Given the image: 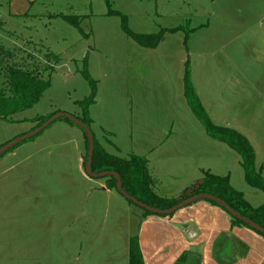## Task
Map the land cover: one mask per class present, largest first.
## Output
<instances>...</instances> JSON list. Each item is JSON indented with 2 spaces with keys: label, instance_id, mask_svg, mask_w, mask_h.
<instances>
[{
  "label": "rangeland",
  "instance_id": "1",
  "mask_svg": "<svg viewBox=\"0 0 264 264\" xmlns=\"http://www.w3.org/2000/svg\"><path fill=\"white\" fill-rule=\"evenodd\" d=\"M7 1L0 0V21L15 35L2 33L13 56L0 54V88L8 62L30 66L51 86L32 107L0 118V144L32 131L41 116L82 117L80 102L93 94V80L95 139L113 155L151 160L169 198L195 187L204 171L232 169L236 187L239 175L247 184L239 154L211 139L193 112L185 77L189 59L212 121L248 132L264 158V81H256L264 77V41L245 30L264 24L259 0L46 2L51 12L79 17L81 29L59 16L11 22ZM161 30L157 45L144 42ZM87 154L84 129L61 118L0 158V264H129L144 211L109 190L105 177L90 176ZM166 159L179 167L177 179L168 176ZM202 163L210 167L195 170Z\"/></svg>",
  "mask_w": 264,
  "mask_h": 264
},
{
  "label": "trees",
  "instance_id": "2",
  "mask_svg": "<svg viewBox=\"0 0 264 264\" xmlns=\"http://www.w3.org/2000/svg\"><path fill=\"white\" fill-rule=\"evenodd\" d=\"M60 15L69 24L73 25L77 29H81L79 17L73 15ZM169 31L173 32L176 30ZM165 33V30H161L158 34L145 37L143 40L146 44L155 46L163 40ZM188 37L189 35L187 34V39ZM3 52H5V49L0 46V54H2ZM189 61L190 60L188 59L186 62L185 95L191 108L193 109V112L201 120L208 135L211 138L225 142L239 154V156L241 157L242 166L245 170V178L247 183L254 188L264 190V176L261 171L257 169L256 153L252 143L250 142L248 137L245 134L241 133L239 130L231 127L220 126L212 121L211 117L206 113L204 106L201 103L200 97L196 91V88L193 85ZM1 65L2 64L0 63V66ZM3 75L6 85V87L4 86L0 88V118L3 119H8L15 113L23 111L35 105L46 92V90L51 86L50 79L41 77V73L31 68L30 66H24L19 63H7L5 66H3ZM90 83L93 87V94L84 101L80 102L83 106V116L76 118L82 120L84 123L91 127L92 120L89 115V106L95 102L97 88L93 80H90ZM55 114L56 113L39 117L36 120L37 126L33 130L40 127ZM63 119L67 120L71 124H75L68 118ZM85 138L88 147L87 157H89L90 142L86 131ZM11 141L12 140L0 144V148ZM17 146H19V144L5 152L2 156H4L6 153L14 151ZM148 163L149 161L146 157L138 155H133L129 159L113 155L109 153L95 139L92 163L93 172L101 173L106 171H113L119 173L122 179L124 190L140 202L159 210H168L174 207L179 202L192 196L203 193L211 194L225 201L227 205H229L235 211L239 212L243 216L249 218L250 220L264 228V204L259 207L252 206L244 197L243 192L239 191L232 185L229 174L217 175L212 173L211 171H204L202 180L196 183L195 187L191 189H185L180 198H169L161 196L156 192L155 186L157 184V181L150 173ZM105 178L107 180V188L114 189L121 194L118 188L117 177L107 176ZM126 199L131 204H135L132 200L128 198ZM206 201L212 203L213 205L222 207L230 215L233 226H245L264 235V233L256 230L248 223L233 216L221 204L212 200ZM139 207L144 211L143 219L151 215L172 216L175 213L174 212L170 215L155 214L141 206ZM179 263L180 262H177V264ZM129 264H145L138 235H134L130 239Z\"/></svg>",
  "mask_w": 264,
  "mask_h": 264
},
{
  "label": "crops",
  "instance_id": "3",
  "mask_svg": "<svg viewBox=\"0 0 264 264\" xmlns=\"http://www.w3.org/2000/svg\"><path fill=\"white\" fill-rule=\"evenodd\" d=\"M50 1L53 0H8L6 19L16 23H28V20H31L30 24L36 25V20L38 21L43 16L70 15L62 11L51 12L48 7ZM257 5L260 12L259 16L264 20V0H259ZM2 22L0 21V41L4 37L2 33L7 32ZM258 25L256 27L258 31L253 26L247 27L245 30L248 34L255 33V37L264 41V24L259 22ZM0 46L5 49V52L2 53L5 58L13 56L1 42ZM262 52L264 53V49ZM260 58L264 60V55ZM256 81H264V77ZM196 91L201 98L198 88ZM262 111L264 112V109ZM227 122L224 120L220 126L228 127ZM240 130L242 131V129ZM243 133L249 139V133ZM218 142L221 143L222 141ZM254 149L257 169L264 176V158L259 159L257 152L260 149L258 145ZM173 157L175 156L169 158ZM179 159L180 156L177 160ZM213 162H210L212 168L208 164L202 163V165L195 166V170L200 169L201 171L204 166H209L210 169L214 170ZM165 163L167 164L165 168L168 170V176L177 179L178 174H182L177 172L179 167H175L176 165L173 163L169 164L167 159ZM149 171L157 181L156 192L161 196L171 197L173 193L168 188L167 190L162 189L164 178L158 174L156 169L149 167ZM227 172L234 187L243 192L244 197L252 206L259 207L264 204V194L257 191L263 192L264 190L254 188L247 183L245 170L246 185L241 181L240 175L237 176V183L240 188L234 184L232 169ZM139 242L145 264H177V262H180L179 264H264V235L245 226H233L230 215L222 207L213 205L206 200H199L185 206L172 216L151 215L144 218L139 229Z\"/></svg>",
  "mask_w": 264,
  "mask_h": 264
},
{
  "label": "water",
  "instance_id": "4",
  "mask_svg": "<svg viewBox=\"0 0 264 264\" xmlns=\"http://www.w3.org/2000/svg\"><path fill=\"white\" fill-rule=\"evenodd\" d=\"M61 118H68L69 120H71L72 122H74L75 124L81 126L84 131H86L87 136L89 138V142H90V149H89V157H88V162H87V166H86V171L88 172V174L92 177H107V176H116L118 179V188L121 192V194H123V196H125L126 198L132 200L135 204L147 209L148 211H151L155 214H165V215H170L176 211H178L179 209L188 206L194 202H197L199 200H212L215 201L219 204H221L223 207H225L233 216L243 220L244 222L248 223L250 226H252L253 228H255L256 230L264 233V228L262 226H260L259 224L253 222L252 220H250L249 218L243 216L242 214H240L239 212L235 211L233 208H231L229 205H227V203L211 194H198L195 196H192L188 199H185L181 202H179L178 204H176L174 207L168 209V210H159L156 208H153L149 205H146L142 202H140L139 200H137L136 198H134L133 196H131L129 193H127L124 188H123V183H122V179L121 176L119 175V173L117 172H113V171H106V172H101V173H95L92 170V163H93V155H94V147H95V137L93 134V131L91 129V127L89 125H87L86 123H84L82 120L76 118L75 116L68 114V113H64V112H60L54 116H52L49 120H47L44 124H42L40 127L36 128L35 130L19 137L16 138L14 140H12L11 142L5 144L2 148H0V157L7 152L8 150H10L11 148L15 147L16 145L22 143L25 140H28L32 137H35L36 135H38L39 133H41L43 130H45L49 125H51L53 122H55L58 119Z\"/></svg>",
  "mask_w": 264,
  "mask_h": 264
}]
</instances>
